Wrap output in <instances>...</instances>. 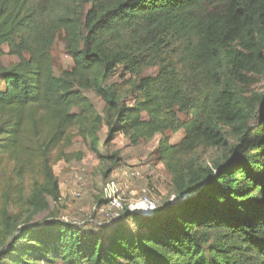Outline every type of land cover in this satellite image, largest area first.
<instances>
[{
	"label": "trees",
	"instance_id": "trees-1",
	"mask_svg": "<svg viewBox=\"0 0 264 264\" xmlns=\"http://www.w3.org/2000/svg\"><path fill=\"white\" fill-rule=\"evenodd\" d=\"M261 74L264 0H0V264H264V95L245 91ZM166 131L184 136L159 161L175 199L191 197L153 218L124 208L96 232L50 211L74 137L101 159L118 135ZM229 137L213 166L195 156Z\"/></svg>",
	"mask_w": 264,
	"mask_h": 264
},
{
	"label": "rangeland",
	"instance_id": "rangeland-1",
	"mask_svg": "<svg viewBox=\"0 0 264 264\" xmlns=\"http://www.w3.org/2000/svg\"><path fill=\"white\" fill-rule=\"evenodd\" d=\"M4 51L6 54L3 58L5 66L18 62L16 57L7 54V49ZM51 55L55 74L70 68L71 61L60 38L56 39ZM156 73L155 69H147L143 75L149 76ZM116 77L114 76L112 81H117ZM245 91L247 97L251 92L264 95V74L252 77V81ZM86 97L91 100L97 110H101L103 104L100 100L92 94H88ZM129 103L130 99L128 98L127 104ZM183 136V132L166 131L156 135L150 141H140L137 146H133L126 138L118 135L113 142L103 148L101 159L80 137H74L71 144L64 148L67 158L53 167V172L59 183L61 200L52 203L50 211L55 214L56 219L81 229L96 232L116 221L124 210L113 209L105 201L104 186L113 182L123 208L131 206L132 213L146 212L150 213V216L144 218H153L158 210L177 203L172 177L159 161V145L164 139L170 144H178ZM106 139V135L101 133L100 141L105 142ZM238 144L236 139L229 137L226 150L201 149L195 153V156L200 162L213 166L225 155H230V151ZM113 155H117L119 160L111 174L107 176L106 170L110 166L108 159ZM75 193H79L80 196H74ZM144 199L153 204L152 211H144L141 207ZM46 217H48L47 214L40 215L36 221L41 222ZM126 224L132 226V221L128 220Z\"/></svg>",
	"mask_w": 264,
	"mask_h": 264
},
{
	"label": "built area",
	"instance_id": "built-area-1",
	"mask_svg": "<svg viewBox=\"0 0 264 264\" xmlns=\"http://www.w3.org/2000/svg\"><path fill=\"white\" fill-rule=\"evenodd\" d=\"M117 188L113 182H109L104 186L103 194L105 197V201L108 203V205L116 210H123L122 202L119 199L117 195ZM74 196L79 197V193H75ZM141 207L144 209V211H152L153 210V204L149 202L147 199H144V201L141 203ZM130 213H132L131 206L128 207Z\"/></svg>",
	"mask_w": 264,
	"mask_h": 264
},
{
	"label": "water",
	"instance_id": "water-1",
	"mask_svg": "<svg viewBox=\"0 0 264 264\" xmlns=\"http://www.w3.org/2000/svg\"><path fill=\"white\" fill-rule=\"evenodd\" d=\"M193 194H186V195H183V196H181L180 198H178L177 200H176V202H182V201H184V200H186V199H188L189 197H191ZM132 214H134V215H136V216H138V217H149L150 215V213H146V212H143V213H132ZM155 216H156V214H155ZM154 216V217H155Z\"/></svg>",
	"mask_w": 264,
	"mask_h": 264
}]
</instances>
